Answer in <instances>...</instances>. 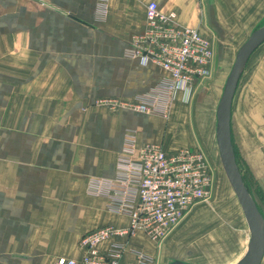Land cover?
Here are the masks:
<instances>
[{"label": "crops", "instance_id": "1", "mask_svg": "<svg viewBox=\"0 0 264 264\" xmlns=\"http://www.w3.org/2000/svg\"><path fill=\"white\" fill-rule=\"evenodd\" d=\"M150 1L198 28L217 52L264 22V0H0V264L78 260L84 234L127 227L128 214L111 209L118 190L109 185L130 138L168 153L197 148L210 160L213 145L218 149L216 122L206 129L188 105L214 101L215 61L212 76L190 95L175 93L167 115L128 105L163 103L166 72L126 55L146 28ZM231 130L238 157L264 190V43L243 71ZM176 229L160 245L143 233L126 240L120 264H203L180 253ZM248 242L249 232L231 264Z\"/></svg>", "mask_w": 264, "mask_h": 264}, {"label": "built area", "instance_id": "2", "mask_svg": "<svg viewBox=\"0 0 264 264\" xmlns=\"http://www.w3.org/2000/svg\"><path fill=\"white\" fill-rule=\"evenodd\" d=\"M146 28L133 36L126 55L152 62L167 74L160 94L163 103H128L141 113L160 110L167 115L177 91L191 94L212 76L215 61L213 40L198 28L182 26L175 12H164L156 1L146 5ZM160 104V105H159ZM118 160V179L109 186L118 190L112 202L114 212L126 213L127 227L105 225L84 234L81 259L59 258L55 264H120L126 240L143 233L161 244L198 204L212 195L214 173L205 153L197 148L166 152L161 144L138 146L130 138ZM115 238L108 249L101 244ZM144 262L151 259L142 256Z\"/></svg>", "mask_w": 264, "mask_h": 264}, {"label": "rangeland", "instance_id": "3", "mask_svg": "<svg viewBox=\"0 0 264 264\" xmlns=\"http://www.w3.org/2000/svg\"><path fill=\"white\" fill-rule=\"evenodd\" d=\"M261 25H264V22ZM250 35L245 38L231 37L228 40L229 45L226 47L229 50L215 51L218 88L217 91L215 90L214 101L206 99L200 107L195 106L194 100L188 104L195 111H200L202 126L206 129L210 127L211 121L214 124L216 122L215 111L226 79L239 48ZM234 149L246 187L264 217V190L259 182L254 180L255 176L249 166L245 164L242 158L238 157L239 150H236L235 146ZM210 154L212 156L209 161L214 173L212 195L208 201L195 206L179 223L171 236L176 241V247L181 251V254L192 252L191 257H197L203 264H231L236 258L234 253H236L237 244L243 243V240L247 239L249 229L237 197L223 169L216 145L215 147L213 145V153ZM243 250L239 256L242 255Z\"/></svg>", "mask_w": 264, "mask_h": 264}, {"label": "water", "instance_id": "4", "mask_svg": "<svg viewBox=\"0 0 264 264\" xmlns=\"http://www.w3.org/2000/svg\"><path fill=\"white\" fill-rule=\"evenodd\" d=\"M264 43V25L255 29L239 48L216 109V141L220 160L244 214L248 229L247 250L236 264H261L264 257V217L248 191L234 149L231 118L233 101L251 55ZM171 264H180L178 261Z\"/></svg>", "mask_w": 264, "mask_h": 264}]
</instances>
